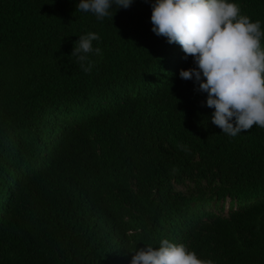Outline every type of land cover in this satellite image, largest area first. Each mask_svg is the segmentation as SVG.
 Instances as JSON below:
<instances>
[{"label":"trees","instance_id":"16d2710c","mask_svg":"<svg viewBox=\"0 0 264 264\" xmlns=\"http://www.w3.org/2000/svg\"><path fill=\"white\" fill-rule=\"evenodd\" d=\"M79 2L0 0V264H130L162 239L264 264V128L212 124L179 77L193 58L151 31L155 0L103 20ZM229 2L264 31V0Z\"/></svg>","mask_w":264,"mask_h":264},{"label":"clouds","instance_id":"9594fccd","mask_svg":"<svg viewBox=\"0 0 264 264\" xmlns=\"http://www.w3.org/2000/svg\"><path fill=\"white\" fill-rule=\"evenodd\" d=\"M147 2V0H145ZM133 0H80L77 10L93 14L97 20L109 17L113 5L127 9ZM151 31L178 44L191 56L195 68L180 70L183 80H194L197 91L207 94L206 106L214 109L211 122L222 133L235 137L252 127L264 128V31L261 22L241 14L238 4L229 0H155L151 5ZM113 15L111 16L112 19ZM99 35L89 32L75 42L71 55L86 73L102 56L93 41ZM87 64V66H85ZM187 151V146H181ZM130 264H214L199 258L184 244L162 239L136 249Z\"/></svg>","mask_w":264,"mask_h":264}]
</instances>
